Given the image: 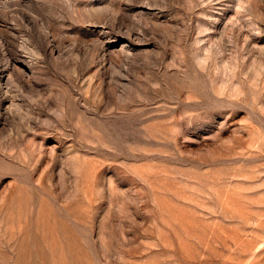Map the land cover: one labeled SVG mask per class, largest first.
I'll return each mask as SVG.
<instances>
[{"label": "rangeland", "instance_id": "rangeland-1", "mask_svg": "<svg viewBox=\"0 0 264 264\" xmlns=\"http://www.w3.org/2000/svg\"><path fill=\"white\" fill-rule=\"evenodd\" d=\"M0 264H264V0H0Z\"/></svg>", "mask_w": 264, "mask_h": 264}]
</instances>
